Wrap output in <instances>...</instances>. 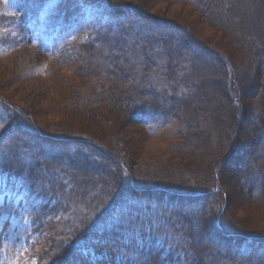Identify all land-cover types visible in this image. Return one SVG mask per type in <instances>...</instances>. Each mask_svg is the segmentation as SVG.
I'll list each match as a JSON object with an SVG mask.
<instances>
[{"label": "rangeland", "instance_id": "1", "mask_svg": "<svg viewBox=\"0 0 264 264\" xmlns=\"http://www.w3.org/2000/svg\"><path fill=\"white\" fill-rule=\"evenodd\" d=\"M106 1L119 9L129 8L124 16L126 23L130 24L126 26L128 33L120 27H115L112 32L113 39L118 41L125 37V51L114 46L107 32L106 44H96L87 52L75 49L76 53L63 57V52L54 55L51 48L55 36L52 27L47 25L54 27L53 20L42 17L37 5L23 10L12 7V13L10 6L0 0V160L12 157L10 153L13 151L5 146L7 140L15 144L18 138L31 145L37 142L38 138L29 134L35 126L52 136L65 135L66 139L75 138L73 134L76 133H88L113 155L82 147L91 168L81 163L83 172L77 171L73 193H67L77 207L70 209L58 226L70 230L73 226H84L90 230L95 220L98 223L102 209L110 208L114 198H109L107 206H102L95 201L96 197L108 187L107 183L102 185L106 181L112 183V179L122 177L120 185L125 186V177H130L120 165L125 162L137 177L144 174L150 180L181 190L221 189L216 197H212L206 210L207 227L214 230L216 219L223 212L222 222L228 231L262 235L260 240L249 238L242 242L248 255L253 256L247 257L256 261L264 254V192L262 195L259 184L247 191L241 173L236 169L243 167V155H249L250 147L253 155L248 157L252 160L248 163L254 170L256 166L264 165V141L257 142L259 139L251 135L254 129L248 123V120H256L258 109L264 108V65L259 66L264 62V0H223L221 9L222 0ZM134 9L140 15L135 14ZM163 34L167 40L161 45L158 38ZM236 37L238 40L234 39ZM232 39L234 43L245 41L242 46L240 44V52H229L231 48L227 44H231ZM87 40L88 35L83 34L76 42L84 45ZM249 52L250 60L246 55ZM143 53L149 54L147 62L140 56ZM114 56H117L116 60ZM152 62L159 67L170 65V70L179 74V79L184 76L182 80L190 88L189 98L180 97L179 103L164 100L172 98L171 92L169 96H155L162 107L171 109L174 115L167 123L161 122V126L157 123L154 134L150 126L132 115L130 106L124 107L126 98H134L137 89L143 94L141 98H152V85L136 87L137 76L141 81L143 70V74L148 72V77L154 80V73L149 70L156 68L159 71L160 68L153 66ZM227 66H230L231 73ZM111 71L113 79L110 78ZM98 85L102 88L99 89ZM179 94L177 89L176 97ZM191 94L195 95L192 99ZM195 98H198L197 102ZM234 98L238 100L237 104ZM245 102L253 105L251 113L247 112V120V115L242 116L241 111ZM170 103L174 105L169 106ZM16 110L23 112L24 116H16ZM11 125L10 132L8 127ZM252 140L254 144L250 145ZM52 151L38 155V158L37 153L32 152L37 159H43ZM67 151L66 156L70 155V150ZM23 155L19 154V157ZM207 169L209 174H205ZM254 177V174L245 176L248 180ZM217 182L222 183L221 186L217 187ZM204 185L207 188H203ZM112 186L109 185L108 189ZM10 190L8 185L0 187V198ZM84 197L92 200L88 203ZM93 205L98 208L93 209ZM177 209L187 210L186 207ZM1 210V215L14 221L18 231L15 235L10 227L0 228V264H40L41 247L35 244L39 236L32 228L38 213L32 211V207L17 205L16 201L8 207L0 205ZM122 210L120 217L129 222L132 218L128 209L123 207ZM90 211L93 214L90 215ZM66 218L69 222L65 221ZM2 222L0 219V225ZM124 228L130 236L133 229ZM158 232L146 233L144 240L149 242L154 236L157 238ZM162 238L171 241L167 243V250L173 252V247L174 257H178L180 245L177 239L173 235L160 234L159 239ZM208 238L202 242L204 246L199 243L200 250L204 254V247L213 249L203 255L201 264H232L223 252L215 254V250L224 248L226 240L215 234ZM48 239L46 236L43 242ZM156 240L159 242L158 238ZM232 242L236 240L232 239ZM144 244L131 246L128 257L134 259ZM45 245L46 252L54 251L52 243ZM242 264L248 263L242 260Z\"/></svg>", "mask_w": 264, "mask_h": 264}, {"label": "trees", "instance_id": "2", "mask_svg": "<svg viewBox=\"0 0 264 264\" xmlns=\"http://www.w3.org/2000/svg\"><path fill=\"white\" fill-rule=\"evenodd\" d=\"M2 1L10 6V11H12V13L15 8L17 10H23L27 6L33 7V5H37L40 9L41 15H43L42 17L51 18L53 20L54 27L51 24L47 25L52 27L53 36H55L53 37L55 41L54 44H52V49L55 52L54 55L63 52V57L72 52L76 53L75 49L77 51L85 52L87 49L95 47L96 44H106L104 43L105 39H108V37L113 39L112 32L115 31L114 29L117 27L125 28L124 31L126 30L128 33L126 26L128 27L130 25L126 23L127 20H124V16L128 11L127 8H122L123 10L119 9L106 0ZM220 4L221 9L223 8V0ZM104 9L107 11L105 14ZM206 11H208V9H206ZM90 16H93V18H90ZM110 17H112V19H110ZM14 18L15 16H12V19ZM107 32L110 36L105 37ZM83 34L88 35V40L86 41L87 44L79 45L76 41L80 35L83 36ZM123 35H125V33H123ZM117 38L119 37L117 36ZM124 38L120 41L115 38L112 41L116 48L119 46L118 49L121 52L125 51ZM234 39L238 40V37ZM234 39H232L231 44H229V42L227 44V47L231 48L229 52L232 54L236 52L238 53V51L240 52L242 43H245L244 40L239 42L235 41L234 43ZM158 40V42L163 45L166 42L167 37L165 39L163 34ZM184 43L186 44L185 40ZM246 44L249 45L248 43ZM253 48L254 45L252 49ZM246 55L248 56V60H250V52ZM140 56L144 58L145 62L149 60V54L147 55V53H143ZM253 56L255 57L254 54ZM113 59L116 60L117 56H114ZM252 61H254V58H252ZM152 63L153 66L156 65L157 68H160L159 71L156 68L152 71L149 70L150 73H154V80L152 81L150 77H148V72L143 74V70L141 72V81H138L140 78H138L139 75L137 76L136 87L152 85L151 88L153 90L151 97L153 99L146 100L141 98L143 94L137 89V92L133 93L134 98H131V96L126 98L124 107L127 108L130 106L132 115H136L137 119L139 117L140 122L143 121L147 126H150L149 129L154 134V128L157 123L161 126L163 125L161 122L167 123L174 115L173 111V115L171 114V109L162 107L161 103L158 101L159 99H156V97H165L171 92L173 94L172 98L166 97L164 100L169 102V99H171V101L179 103V101L181 102L180 97L183 99L189 98L188 93L190 88L185 80H182L184 76L181 75L179 79V74H174V72L170 70V65L159 67L157 63ZM263 65L264 62L260 63V68H262ZM227 68L231 73L230 66H227ZM113 74L114 73L111 71L110 78L112 79L115 78ZM98 88L101 89L102 86L98 85ZM177 89L180 93L178 97L175 95ZM183 90L185 91V94L182 93ZM92 94H87V96L91 98ZM192 94L191 99L195 97V95ZM230 96L231 95L228 96L229 100H231ZM197 100L198 98H195L196 102ZM233 101L236 104L238 102L235 98ZM168 105L172 106L174 103ZM262 106L264 107V103H262ZM173 107L175 108V106ZM252 107V103L245 102L241 107L243 115L246 116L247 112L251 113ZM263 109L260 108L257 110L256 120H248V123H250V126L254 129L251 135L253 134V136H257L259 139L257 142L264 141ZM158 118H161V120L159 121ZM245 118L247 120L248 115ZM12 129L13 125L8 127V131L11 132ZM73 136L75 137L73 139H66L64 138L65 135L57 136L62 139H59L58 141L44 142L42 146H39L37 142L31 145L29 141L21 140V138H18L16 144L7 140L5 146H7V149L9 148L13 151L10 153L12 157H4V159L0 160V187L3 185L11 187L9 194L0 198V205L8 207L16 201L17 205H21L25 208L32 207V211L38 213L32 228L39 236V239L37 238L38 240H35V244H39V247H41L39 255L41 260L40 264H166L169 257H171V261L168 262V264H201L203 255L207 252L210 253L213 247H204L206 248V252L203 254L200 250L201 245H199V243L202 244L204 240L206 242V240L209 239L208 237H212L214 234L217 236L220 235L221 238L226 240L224 248H215L217 249V251L215 250V254L216 252L218 253V251L223 252L234 264H242V260L248 264H264V254H262L263 256L256 261L248 258L247 256L249 255L245 249L246 247L242 243L244 239L249 238L251 240H260V236L262 235L246 234L247 232L240 235L237 232H230L228 231V227H225L222 220L219 218L216 219L214 230H209L207 227L205 218L206 210L209 208V203L212 197H216V193H220L221 189H200L197 191L195 189L181 190L175 186L164 185V182L150 180L146 177L147 175L144 174L138 175L137 177L125 162L120 163L121 167H124L130 176L125 177V186L120 185V179L122 180V177H120V179L119 177H117V179H112V183L106 181L102 185L108 184V187L109 185H113L112 188L108 189V187H105L99 195L100 197H96L97 199L95 201L102 206H107V200L111 197L114 198L113 204L110 208L105 210L104 207V209H102V214L99 216L100 219L97 220L98 223H96L95 220V225H93L90 230L86 229L84 226L83 228L82 226H73L72 230L65 228L64 226H58L63 222V216L76 206L72 201V196L70 197L67 193H73L72 185L76 182L77 171L83 172L81 163H85L91 168L90 160L87 155V157L84 156L82 147L100 151L106 155L110 152L109 150H105L103 145H100V142H97L96 138V141L93 140L94 138H91V135L88 133H76L73 134ZM252 142L253 140L250 141V143ZM94 143L96 145H94ZM99 146L103 148H100ZM61 148L64 150L62 149V151H59L58 149L61 150ZM68 149L70 150L69 157L66 156ZM32 151L37 153V158L38 155L41 156L48 154L49 151L52 152L48 155L49 157L37 159L34 157ZM19 154L24 155L23 157H19ZM27 154L29 156H27ZM236 156L238 157L239 153H237ZM228 160L229 159H227V161ZM256 168L257 169L254 170L253 165L250 164L248 166L243 165V167L238 170H241L239 171L242 177L241 181L246 190H253L255 184H259L260 192L263 195L264 165L256 166ZM160 171L159 174H161ZM205 174H209L208 169ZM249 174L255 175L253 180L245 178V176ZM216 176H218V173H216ZM217 184L218 187L221 186L222 183L220 184V182H217ZM202 187L207 188L206 185ZM84 199L87 200L86 197H84ZM91 200V198L88 199V203ZM197 202L198 204H196ZM123 207L128 209V214L132 218L129 222H125L120 217L123 213ZM177 207H186L187 210H178ZM60 208L61 210H59ZM96 208L98 207L93 205V209ZM91 213L92 212L90 211L89 214L91 215ZM1 214L2 210L0 211V219H2L3 222L2 225H0V228H3L4 226L10 227L14 231V234L17 235L18 229H16V224L13 223L14 221H11L9 217L6 218ZM65 221L69 222L67 218ZM125 226H129L133 229L130 236H128L127 229L124 228ZM103 227L105 229H103ZM158 230L160 231L157 234L159 242L156 240V236L151 238V241L149 242L144 240V235L146 233L152 235ZM46 231V235H43ZM160 234L163 236L165 234L166 237L173 235V237L177 239V242L180 245L178 249V257H174L175 254L173 247H171L173 252H168L167 243L171 241H168L166 238L159 239ZM46 236L49 237V241L47 240L44 243L43 241ZM232 239L233 241L236 240V242H232ZM12 240H14V238ZM47 242L50 244L52 243L53 247H55L54 251L46 252L45 244H47ZM140 243L146 244L142 246L134 259L129 258L128 253L130 247L139 245ZM202 246H204V244H202ZM134 252L137 253V251ZM219 258L221 257L219 256ZM65 259H68V261H65ZM202 264H204V262Z\"/></svg>", "mask_w": 264, "mask_h": 264}, {"label": "bare ground", "instance_id": "3", "mask_svg": "<svg viewBox=\"0 0 264 264\" xmlns=\"http://www.w3.org/2000/svg\"><path fill=\"white\" fill-rule=\"evenodd\" d=\"M127 9H129L128 7H127ZM126 10V9H125ZM138 10V9H137ZM126 12V11H125ZM133 12L135 13V14H138V15H140L139 13H138V11H136V9H134L133 10ZM127 13V12H126ZM129 16H131V14L129 13ZM15 115L16 116H24V114H23V112H19L18 110H16L15 111ZM242 116H244L243 114H242ZM242 121L243 120H241L240 122L242 123ZM33 129H34V131L33 132H30L29 134H32L33 136H35V137H37L38 138V141H37V144L39 145V146H42L43 144H44V142H47V141H55V140H59V139H62V138H59V137H55V136H52V135H50V134H48L47 132H44V131H41V130H38L37 129V127L35 126V127H32ZM39 141H41V142H39ZM254 144V142H252V143H250V145H253ZM251 147L249 148V155H247L246 157L243 155V161H245V163H244V166H248V165H250L248 162L250 161H252L251 159H249V158H251V156L253 155V149H252V151H251ZM108 155L110 156V155H113L112 153H108ZM251 155V156H250ZM249 157V158H248ZM246 158H248V160L246 159ZM246 161H247V163H246ZM237 171H241V170H238V169H236ZM207 212V211H206ZM218 218L220 219V220H222V218H223V212L222 213H220L219 215H218Z\"/></svg>", "mask_w": 264, "mask_h": 264}]
</instances>
